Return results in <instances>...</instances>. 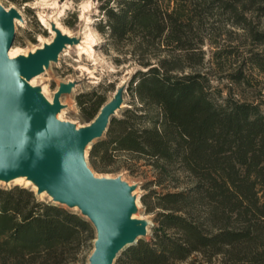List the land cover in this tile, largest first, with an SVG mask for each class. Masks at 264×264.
Here are the masks:
<instances>
[{
  "label": "trees",
  "instance_id": "1",
  "mask_svg": "<svg viewBox=\"0 0 264 264\" xmlns=\"http://www.w3.org/2000/svg\"><path fill=\"white\" fill-rule=\"evenodd\" d=\"M100 1L96 28L118 53L115 63L128 46L138 67L126 85L129 105L92 143L88 162L99 172L122 160L131 172L150 166L162 187L141 196L155 213L150 239L128 246L116 264H178L192 255L264 264V107L222 96L206 74L186 71L204 60L214 2L247 22L244 11L264 0ZM251 34L264 41V30ZM105 100L95 89L76 96L86 120ZM94 237L80 213L29 187L0 186V264H82Z\"/></svg>",
  "mask_w": 264,
  "mask_h": 264
},
{
  "label": "rangeland",
  "instance_id": "2",
  "mask_svg": "<svg viewBox=\"0 0 264 264\" xmlns=\"http://www.w3.org/2000/svg\"><path fill=\"white\" fill-rule=\"evenodd\" d=\"M100 2V0H29L18 5L9 0H0L6 10L15 8L19 13L13 20L14 39L10 47L15 52L13 57L27 56L50 43L56 35V30L69 39L56 58L51 59L40 73L26 81L51 102L61 84H70V88L60 95L62 107L55 117L74 124L77 129L91 122L82 116L76 101L77 94L95 89L97 93L105 96L107 102L119 93L123 103L115 114L119 116L122 109L129 105L126 85L130 75L138 67L131 57V47L128 46L119 53L124 62L115 63L114 56L118 53L106 45L105 36L96 28V23L102 17ZM244 14L247 16V22H238L229 10L214 2L204 30L205 41L202 45L204 60L193 68H187L186 71L206 74L212 88L219 90L222 96L231 95L257 101L264 107V41H257L251 34V30H264V1L245 10ZM103 137L104 134L100 138ZM92 143L84 150L88 167L97 178H119L133 187L128 193L133 198L135 206L131 215L145 223L146 229L142 237L150 239L155 213L146 209L141 196L149 194L153 189L162 190L161 186L154 183L153 170L150 166L141 165L139 169L131 172L122 160L113 165L115 170L112 172L95 171L88 162V151ZM141 163L143 161H140ZM34 183V181L28 184L23 181L16 183L12 178H0V186L11 187L18 184L29 187L39 199L62 205L83 215L78 205L70 206L54 201L47 190L37 193ZM94 239L84 252L85 260L82 264H89ZM127 247L121 250L118 256ZM214 263L203 262L199 255H192L178 264Z\"/></svg>",
  "mask_w": 264,
  "mask_h": 264
},
{
  "label": "water",
  "instance_id": "3",
  "mask_svg": "<svg viewBox=\"0 0 264 264\" xmlns=\"http://www.w3.org/2000/svg\"><path fill=\"white\" fill-rule=\"evenodd\" d=\"M18 15L15 8L6 10L0 3V178L27 176L37 184V193L46 189L54 201L78 205L96 230L89 264H114L121 250L142 237L146 226L131 218L135 206L128 193L133 187L119 178L95 177L84 150L107 130L122 98L115 94L78 129L57 119L60 95L70 84H61L50 104L26 80L56 58L69 39L56 30L50 43L27 56L9 58Z\"/></svg>",
  "mask_w": 264,
  "mask_h": 264
},
{
  "label": "bare ground",
  "instance_id": "4",
  "mask_svg": "<svg viewBox=\"0 0 264 264\" xmlns=\"http://www.w3.org/2000/svg\"><path fill=\"white\" fill-rule=\"evenodd\" d=\"M14 55H15V52L13 51L12 48H10L9 53H8L9 58H12ZM46 100H47L48 103L52 104V102L50 100H48V99H46ZM12 179L16 183H18V182L22 183V181H23V182H26L28 184L29 182L33 181V179H29L27 176H24V175H15V176L12 177ZM33 186H34V188L37 189V184L36 183H34ZM44 191H46V189L43 190V192ZM132 216L133 215H131V218H133Z\"/></svg>",
  "mask_w": 264,
  "mask_h": 264
}]
</instances>
